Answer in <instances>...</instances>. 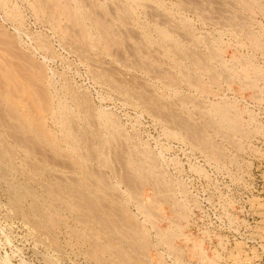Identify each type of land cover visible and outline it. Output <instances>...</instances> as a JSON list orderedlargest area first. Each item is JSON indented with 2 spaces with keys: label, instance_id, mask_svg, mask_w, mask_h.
Masks as SVG:
<instances>
[{
  "label": "rangeland",
  "instance_id": "374dc122",
  "mask_svg": "<svg viewBox=\"0 0 264 264\" xmlns=\"http://www.w3.org/2000/svg\"><path fill=\"white\" fill-rule=\"evenodd\" d=\"M90 1L0 0V264H264V0ZM63 2L106 15L119 46L88 16L95 42L67 32ZM106 3L127 5L130 34ZM154 12L189 47L174 61Z\"/></svg>",
  "mask_w": 264,
  "mask_h": 264
},
{
  "label": "bare ground",
  "instance_id": "6f19581e",
  "mask_svg": "<svg viewBox=\"0 0 264 264\" xmlns=\"http://www.w3.org/2000/svg\"><path fill=\"white\" fill-rule=\"evenodd\" d=\"M42 1V0H41ZM82 1V0H81ZM86 0H84V2H85ZM92 1H94L95 2V0H92ZM92 1H90V2H92ZM131 1H133L134 3H136V4H138V5H142V4H145V2L143 1V0H131ZM157 1V0H156ZM171 1V0H170ZM191 3H190V5H192L193 4V2H194V0H189ZM193 1V2H192ZM197 1V0H196ZM200 1V0H199ZM199 1H197V2H199ZM203 1V0H202ZM202 1H201V5H203V3H202ZM245 1V0H244ZM4 2V1H3ZM48 2V1H47ZM59 2V1H58ZM118 2V1H117ZM150 2H153V1H150ZM160 2L162 3V1H158V5L160 4ZM164 2V1H163ZM179 2V1H178ZM184 2H185V0H184ZM183 1H182V3H184ZM187 2V1H186ZM197 2H195L194 3V5L197 3ZM210 2V1H209ZM212 2H214V1H212ZM215 2H218V1H215ZM50 3V2H49ZM49 3H47V4H49ZM64 4H61V6L62 5H66L67 6V4H65V2H63ZM86 3V2H85ZM93 3V2H92ZM130 3V2H129ZM181 3V2H180ZM179 3V4H180ZM200 3V2H199ZM208 3V2H207ZM207 3H205V5H207ZM223 3V2H222ZM231 3V2H230ZM38 4V3H37ZM39 4H41V3H39ZM46 4V3H45ZM45 4L43 3V4H41V5H39V7H37V8H39V10L40 11H44L43 9L44 8H48V6H46L45 7ZM54 4L56 5V8H58V5H59V3H58V5H57V3H56V1L54 2ZM83 4V6H84V3H82ZM97 4V3H96ZM108 3H106V5H107ZM109 4H111V2L109 3ZM109 4H108V8H109V15L111 16H114L115 17V19L116 20H118V21H120L121 23H123V25L129 20V18L127 19V15L129 14L128 13V7H127V5L125 4V6L127 7H125V6H123V5H119L118 4V6L116 5V6H113V4L112 5H110V6H113L114 8H113V10H112V8H111V10H110V6H109ZM123 4V3H122ZM132 4V3H131ZM155 4V3H154ZM164 3H162V5H163ZM168 4V3H167ZM185 4V3H184ZM209 4V3H208ZM213 4V3H212ZM217 4V3H216ZM54 5V6H55ZM87 5V4H86ZM94 5V4H93ZM98 5V4H97ZM106 5H105V7H106ZM140 5V6H141ZM147 7H148V5H147V3L145 4ZM161 5V4H160ZM159 5V6H160ZM176 5V4H175ZM190 5L189 6H187L186 5V9H190V8H187V7H190ZM193 5V8L195 7ZM201 5H199V6H201ZM222 5V4H221ZM245 5V4H244ZM35 6H37V5H35ZM66 6H62L61 8H63V11H65L64 13H68L66 16H68L72 21H73V24L71 23V21H70V23L74 26V27H70L69 25L67 26L66 24V28H65V30L67 31V32H72L71 31V29H73L74 28V30H75V32H77V35L82 39V41L83 42H85V41H87L90 45H91V43H93V41L95 42V40H96V38H94L93 37V35L91 34V32H90V30L86 27V25H85V23H83V21H84V18L85 17H87L88 16V18L90 17L91 19H92V21L94 22L93 24L96 26V32L97 33H95V34H98V36H99V38H100V36L102 37V38H104V42L107 44V45H109L110 43L112 44V42H113V44L114 43H117V45L116 46H119L118 44H119V42L118 41H120V37H119V31L116 29V28H114V26H112V23H111V25H110V23L109 22H112V21H109V20H107L105 17H106V13H104V15L105 16H103L102 14V12H98V11H96V10H92V8H91V6H90V8H91V10H84L83 8H81L80 6H78V7H76V8H74V9H72V10H70L69 12H67V8L68 7H66ZM69 6V5H68ZM104 6V5H103ZM130 6V5H129ZM137 6V5H136ZM142 6H144V5H142ZM150 7L149 8H151V5H149ZM166 6V5H165ZM181 6V5H180ZM182 6L183 7H185L183 4H182ZM204 6V5H203ZM213 6V5H212ZM30 7V6H29ZM50 7V6H49ZM52 7V6H51ZM59 7H60V5H59ZM85 7V6H84ZM131 7V6H130ZM129 7V8H130ZM133 7V6H132ZM161 7V6H160ZM159 7V8H160ZM176 7V6H175ZM196 7H198V3H197V5H196ZM210 7V4H209V6H208V8ZM235 7V6H234ZM55 8V9H56ZM70 8V7H69ZM86 8H89V7H87L86 6ZM103 8V7H102ZM137 8V7H136ZM157 8H158V6H157ZM157 8H152V9H157ZM158 8V9H159ZM179 8V7H178ZM177 8V9H178ZM182 8V7H181ZM192 8V9H193ZM198 8H200V7H198ZM204 8V7H203ZM8 9V8H7ZM50 9V8H49ZM48 9V10H49ZM151 9V10H152ZM157 9V10H158ZM185 9V8H184ZM195 9V8H194ZM145 11H146V9H144ZM148 10H150V9H148ZM165 10V9H164ZM163 10V11H164ZM199 10V9H198ZM202 10V9H201ZM210 10V9H209ZM37 11V10H36ZM60 11H61V13H62V10L60 9ZM107 11V12H108ZM133 11V10H132ZM175 11V10H174ZM206 11V10H205ZM164 12H167V11H164ZM200 12H202V11H200ZM214 12H217V11H214ZM42 13V12H41ZM51 13H53V11L51 12ZM50 13V14H51ZM133 13V12H132ZM155 13V12H154ZM158 13H162L161 11L160 12H158ZM172 13V12H171ZM171 13H170V15H171ZM198 13V12H197ZM206 13H207V11H206ZM218 13V12H217ZM49 14V15H50ZM58 13H56V15H57ZM150 14V16L152 17V16H154V15H151L152 13H149ZM156 14V13H155ZM175 14H177V13H175ZM210 14V13H209ZM225 14V13H224ZM228 14V13H227ZM147 15H148V13H147ZM146 15V16H147ZM173 15V14H172ZM58 16V15H57ZM62 16V15H61ZM109 16V17H110ZM111 16V17H112ZM166 15L164 14V16L163 15H159V14H156L154 17H156V18H154V19H156V20H158L156 23H158V24H160L157 28H159V35L165 40V41H167V43H169V44H167V45H169V46H167V48L169 47V49H168V51H167V54H169V56H171L172 57V60H173V58L175 57V55H180V54H178V52L180 51V50H184L185 48H187L186 46H184L185 48L184 49H182L183 48V46L181 47V44H178V42H176L177 40L175 39V37L173 38V31L174 32H176V33H178L179 34V30H180V28L178 29V31H176V29L175 28H173L172 26H174V25H172L173 24V22H172V24H170L169 25V22L167 21V19L169 18L168 16H166ZM173 16H175V15H173ZM173 16H171L172 18H170V20L169 21H171V20H173V21H175L174 19H173ZM177 16V15H176ZM202 16V15H201ZM206 16V15H205ZM222 16V15H221ZM224 16V15H223ZM52 17V16H51ZM113 17V18H114ZM131 17V16H130ZM149 17V16H148ZM168 17V18H167ZM179 18H180V16H178ZM183 17V16H182ZM207 17V16H206ZM210 17H211V15H210ZM209 17V18H210ZM214 17V16H213ZM197 18V17H196ZM195 18V19H196ZM208 18V19H209ZM131 19V18H130ZM151 20H153L152 18H150ZM175 19H177V18H175ZM181 19H184V18H181ZM234 19V18H233ZM232 19V20H233ZM48 20V19H47ZM62 20H63V18H62ZM127 20V21H126ZM188 20V19H187ZM215 20V19H214ZM56 21H57V19H56ZM86 21V20H85ZM109 21V22H108ZM117 21V22H118ZM130 21V20H129ZM155 21V20H154ZM177 21V20H176ZM175 21V22H176ZM184 21V20H183ZM182 20H181V22L182 23H184V24H187V23H185V21L183 22ZM202 21V20H201ZM41 22V21H40ZM59 22V21H58ZM64 22H65V20H64ZM178 22H180V19H178ZM212 22V21H211ZM42 23V22H41ZM50 23V22H49ZM115 23V22H114ZM119 23V22H118ZM118 23H117V25H118ZM127 23H129V22H127ZM182 23H180L181 25H182ZM189 23V22H188ZM215 23V22H214ZM136 24V23H135ZM154 24V23H153ZM175 24V23H174ZM176 24H178V25H180L179 23H177L176 22ZM183 24V25H184ZM213 24V23H212ZM59 25V24H58ZM58 25H56V26H58ZM64 25V26H65ZM115 25V24H114ZM116 25V26H117ZM122 25V26H123ZM172 25V26H171ZM216 25V24H215ZM227 25V24H226ZM120 27L118 28L119 30H120V28L121 29H123V31H124V28H122L121 27V24L119 25ZM124 26H126L127 27V24L126 25H124ZM136 26H137V24H136ZM140 26V25H139ZM176 26V25H175ZM174 26V27H175ZM185 26V25H184ZM184 26H183V28H184ZM191 26V25H190ZM211 26H213V25H211ZM118 27V26H117ZM153 27V26H152ZM156 27H155V29H156ZM178 27V26H177ZM181 27V26H180ZM186 27H189V26H185V28ZM192 27V26H191ZM190 27V28H191ZM129 28H132L131 26L129 27ZM128 27H127V29L125 30V31H128L129 32V29ZM182 28V27H181ZM144 29V26H143V28H142V30ZM155 29H154V31H155ZM94 30H95V28H94ZM135 30H137V29H133L132 30V33H133V31H134V33H136V31ZM145 30V29H144ZM184 29H182V31H183ZM59 31V30H58ZM63 31V30H62ZM138 31V30H137ZM147 31V30H146ZM181 31V30H180ZM186 31V30H185ZM60 32V31H59ZM95 32V31H94ZM122 32V31H121ZM156 32V31H155ZM131 33V29H130V32H129V34ZM175 33V34H176ZM184 33V32H183ZM183 33H181V34H183ZM187 33V32H186ZM185 33V34H186ZM62 34V33H61ZM116 34H118V36L116 35ZM123 34L125 35V33L123 32ZM180 34V37H182L183 38V36ZM188 35V37H189V33H187ZM190 34H192L193 35V33H190ZM127 35V34H126ZM139 35V36H138ZM177 35V34H176ZM175 35V36H176ZM191 35V36H192ZM64 36V35H63ZM127 36H129V35H127ZM134 36V35H133ZM133 36H131L132 38H133ZM135 36H136V38H135ZM135 36H134V40L130 43L131 44V47L130 46H128V45H126V46H128V47H130L129 49H131V53H132V56H130V57H133L134 59H137V66H139V67H141V69L142 70H148L149 68H152V65L150 64L151 62H152V60H151V62H149L148 60H150L149 58H148V60H146L148 63H146L145 61H142V60H144V59H142L144 56H143V54H142V52L144 53L145 51H144V49H143V45H145V44H143V45H141L142 43V41L140 42V40H142V36L143 35H141L140 36V32L137 34H135ZM186 36V35H185ZM184 36V37H185ZM195 35H193V37H194ZM65 37V36H64ZM124 37V36H123ZM140 39H139V38ZM146 37V36H145ZM199 37V36H198ZM128 38V41H129V37H127ZM94 39V40H93ZM101 39V38H100ZM139 39V40H138ZM146 39V38H145ZM175 39V40H174ZM178 39V38H177ZM185 39V38H184ZM194 39H195V37H194ZM194 39H192L193 41H194ZM201 39V38H200ZM204 39V38H203ZM93 40V41H92ZM118 40V41H117ZM181 40V39H180ZM199 40V39H198ZM202 40V39H201ZM211 40V39H210ZM62 41V40H61ZM77 41V40H76ZM80 41V40H79ZM102 41V40H101ZM114 41H116V42H114ZM147 41H148V38H147ZM182 41V40H181ZM189 41H191V39L189 40ZM81 42V41H80ZM97 42H98V40H97ZM97 42H96V44H97ZM146 42V41H145ZM157 42H159V39L157 40ZM180 42V41H179ZM185 42H187V40L185 41ZM195 42H196V40H195ZM211 42V41H210ZM103 43V42H102ZM105 43H103V44H105ZM124 43V42H123ZM129 43V42H128ZM148 43V42H147ZM160 43H163V41L161 42L160 41ZM192 43V42H191ZM197 43V42H196ZM195 43V44H196ZM207 43H208V40H207ZM85 44V43H84ZM89 44H86V46H88ZM105 44V45H106ZM126 44V43H125ZM149 44H151V43H149ZM163 44H165V42L163 43ZM182 44H184V43H182ZM188 44V43H187ZM193 44V43H192ZM202 44V43H201ZM211 44V43H210ZM64 45V44H63ZM81 45V44H80ZM98 45V44H97ZM158 45V44H157ZM160 45V44H159ZM204 45H205V43H204ZM221 45V44H220ZM124 46V45H123ZM146 47L148 46V45H145ZM152 46V45H151ZM150 46V47H151ZM161 46V45H160ZM159 46V47H160ZM208 46V45H207ZM206 46V47H207ZM105 47V46H104ZM114 47H115V45H114ZM162 47H163V45H162ZM196 47V46H195ZM203 47V46H202ZM70 48V47H69ZM89 48V47H88ZM91 48H93V47H91ZM91 48H89V49H91ZM107 50H108V47H105ZM145 48V47H144ZM147 48H149V47H147ZM155 48H158L157 46L156 47H154V49ZM165 48V47H164ZM189 48V47H188ZM187 48V49H188ZM207 48H210L211 49V47H207ZM84 49V48H83ZM93 49H96L97 50V48H93ZM112 49H114V48H112ZM111 49V50H112ZM118 49V48H117ZM126 49V48H125ZM153 49V50H154ZM161 49H163V48H161ZM187 49L184 51V53L186 54V52H187V56H186V59H190L191 60V63L193 64V66H195V68L196 69H198V71L197 72H199L200 70L199 69H205V70H207L208 68H210L209 66H208V62H206L205 61V59L207 60V58H205L204 59V57H202L201 55L202 54H200V52L198 51V53L200 54H198V53H194V50H195V48H194V50H191V49H189L190 51H187ZM193 49V48H192ZM203 49V48H202ZM116 50V49H115ZM148 50H150V49H148ZM159 50V54H160V52H161V55L162 54H164V53H162V51H160V48L158 49ZM205 50V49H204ZM208 50V49H207ZM109 51V50H108ZM117 52H118V50H116ZM115 51V52H116ZM211 51V50H210ZM122 51L120 50V53H121ZM124 52V51H123ZM123 52H122V55H123ZM128 53H130L129 51H127ZM151 53H152V51H150ZM183 52V51H182ZM181 52V53H182ZM195 52H196V50H195ZM204 52V51H203ZM107 53V52H106ZM113 53V55H114V52H112ZM150 53V54H151ZM82 54V53H81ZM111 54V53H110ZM115 54H118V53H115ZM125 54V53H124ZM147 54V53H146ZM155 54V53H154ZM165 54H166V52H165ZM183 54V53H182ZM126 55V54H125ZM131 55V54H130ZM135 57H134V56ZM144 55H145V53H144ZM147 55H149V54H147ZM146 55V56H147ZM96 56V55H95ZM150 56V55H149ZM157 56V55H156ZM165 56V55H164ZM184 56V55H183ZM210 56V55H209ZM115 57H116V55H115ZM152 57H153V55H152ZM163 57V56H162ZM170 57V58H171ZM180 57H182V56H180ZM188 57V58H187ZM213 57V56H212ZM91 58V57H90ZM93 58V57H92ZM98 58V57H97ZM145 58V57H144ZM147 58V57H146ZM154 58V57H153ZM169 58V57H168ZM176 58V57H175ZM178 58H179V56H178ZM177 58V59H178ZM210 57H208V59H209ZM123 59H125L126 60V57H124ZM130 59V58H129ZM152 59V58H151ZM155 59H156V57H155ZM157 59H160V56H158L157 57ZM165 59V58H164ZM177 59L175 60V63H176V61H177ZM182 59H183V57H182ZM119 60V59H118ZM122 60V59H121ZM161 60H163V59H160L159 60V62H162ZM179 60V59H178ZM129 61V60H128ZM134 61V60H133ZM157 61V60H156ZM166 61V60H165ZM167 61H170V60H167ZM166 61V62H167ZM174 61V60H173ZM209 61V60H208ZM124 62H126V61H124ZM153 62H154V59H153ZM164 62V61H163ZM177 62H179V63H176L177 65H178V68L179 69H177V70H180V72L179 73H177V74H181V76L183 77V78H185V79H191L192 80V78H189V77H191L190 75H192V74H195V72H193V73H191V71H190V63L188 62V65H185L184 63H182V62H186V61H177ZM116 63V62H115ZM135 64H136V62H134ZM134 63H133V65H134ZM172 63H174V62H172ZM211 63V62H210ZM209 63V64H210ZM127 64H129V63H127ZM131 64V63H130ZM159 64H162V63H159ZM176 64H174L175 66H176ZM191 64V65H192ZM126 65V64H125ZM164 65V64H163ZM173 65V66H174ZM127 66H131V65H127ZM136 65H135V67H132V68H136L137 67ZM172 66V65H171ZM175 66H174V68H175ZM211 66V65H210ZM113 67V66H112ZM118 67V66H117ZM124 67H126V66H124ZM162 67V66H161ZM208 67V68H207ZM130 68V67H129ZM138 68V67H137ZM143 68H145V69H143ZM163 68V67H162ZM157 68V75H158V77H160V78H166V79H170V81H172L173 82V75H174V71H173V69L174 68H172V71H169V70H167V69H165V68ZM167 68V67H166ZM176 68H177V66H176ZM207 68V69H206ZM127 69H128V67H127ZM158 69H160V70H158ZM123 70V69H122ZM205 70H203V73L205 72ZM212 70V69H211ZM152 71V70H151ZM193 71V70H192ZM202 71V70H201ZM208 71V70H207ZM206 71V72H207ZM123 72V71H122ZM126 72V71H125ZM130 72V71H129ZM147 72H149V71H147ZM146 72V73H147ZM171 72H173V74L171 73ZM178 72V71H177ZM93 73V72H92ZM151 74H153V72H150ZM209 73V72H208ZM213 73V72H212ZM132 74V73H131ZM176 74V73H175ZM207 74V73H206ZM155 75V74H154ZM153 75V76H154ZM156 75V76H157ZM200 75V74H199ZM210 75H212V74H210ZM102 76V75H101ZM130 76V75H129ZM150 76V75H149ZM155 76V77H156ZM176 76V75H175ZM193 76V75H192ZM218 76V75H217ZM107 77V76H106ZM172 77V78H171ZM181 77V79L183 80V78ZM188 77V78H187ZM197 77V76H196ZM220 77V76H219ZM98 78V77H97ZM194 78H195V76H194ZM199 78H200V76H199ZM202 78V77H201ZM143 79V78H142ZM154 79V78H153ZM159 79V78H158ZM173 79V80H172ZM179 79V78H178ZM195 79H197V78H195ZM108 80V79H107ZM157 80V79H156ZM175 80H176V78H175ZM218 80V79H217ZM164 81V80H163ZM166 81H168V80H166ZM165 81V83H167L168 85H171V84H174V83H168V82H166ZM177 81V80H176ZM186 81V80H185ZM188 81V80H187ZM190 81V80H189ZM147 82V81H146ZM196 82H198V80L196 81ZM216 82V81H215ZM164 83V82H163ZM185 83H188V82H185ZM200 83V82H199ZM198 83V84H199ZM177 84V83H176ZM151 85V84H150ZM167 85V86H168ZM192 85V84H191ZM193 86V85H192ZM176 87V86H175ZM198 87V86H197ZM196 87V88H197ZM201 88V87H200ZM172 90H173V88H172ZM218 104V103H217ZM60 105V104H59ZM221 105V104H220ZM217 107H220V106H218V105H216ZM61 107V106H60ZM216 107V108H217ZM224 107H225V105H224ZM224 107H222V108H217V112L218 113H220L221 114V116H224L223 114L224 113H226L227 111H226V107L224 108ZM61 109H65V108H61ZM226 111V112H225ZM212 112V111H211ZM213 113V112H212ZM213 114H215V113H213ZM212 114V115H213ZM217 115V114H216ZM226 115V114H225ZM222 120H224L223 118H221Z\"/></svg>",
  "mask_w": 264,
  "mask_h": 264
}]
</instances>
